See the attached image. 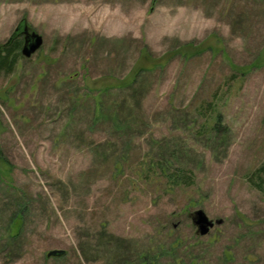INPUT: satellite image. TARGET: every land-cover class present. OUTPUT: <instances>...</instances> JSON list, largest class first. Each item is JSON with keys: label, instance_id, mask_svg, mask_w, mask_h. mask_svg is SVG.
<instances>
[{"label": "rangeland", "instance_id": "obj_1", "mask_svg": "<svg viewBox=\"0 0 264 264\" xmlns=\"http://www.w3.org/2000/svg\"><path fill=\"white\" fill-rule=\"evenodd\" d=\"M22 22L44 44L0 73V264H264V0H0V47Z\"/></svg>", "mask_w": 264, "mask_h": 264}, {"label": "trees", "instance_id": "obj_2", "mask_svg": "<svg viewBox=\"0 0 264 264\" xmlns=\"http://www.w3.org/2000/svg\"><path fill=\"white\" fill-rule=\"evenodd\" d=\"M22 47H23V39L22 37H18L7 47H2L0 49V73L3 71L11 72L13 70V67L16 64L17 59L22 56V53H21ZM103 94L104 93L100 91L98 94V97H100L99 95H102L100 98L102 99ZM105 95H107V92L104 94V96ZM105 108H106L105 103L103 102L102 104L101 102V107H98V111L95 109V113L96 114L98 113L99 118L102 115L103 116L108 115V109L105 110ZM105 111H107V114ZM211 111L214 112V108L212 107V105L209 107V112ZM218 126H219V123L217 121L216 127L208 130L207 134H211V135L214 134L215 133L214 130L215 131L219 130ZM164 168L166 169L169 168L167 169L168 173L165 176L167 178V184L169 185L170 188L185 189V188H190L195 184V177H194V174H192L193 173L192 171L190 172L189 170L184 169V168H173L172 169V167L167 166V163H163V164L161 163L159 169H161L164 172L165 170ZM249 183L251 184L253 188H255L256 190H258L264 195V163L253 173V175L250 177ZM18 207H19L18 209L19 211L16 212L14 219L18 218L19 216L22 217L24 215L25 210L27 209V205H25V203L18 205ZM115 264H117V262H115Z\"/></svg>", "mask_w": 264, "mask_h": 264}, {"label": "water", "instance_id": "obj_3", "mask_svg": "<svg viewBox=\"0 0 264 264\" xmlns=\"http://www.w3.org/2000/svg\"><path fill=\"white\" fill-rule=\"evenodd\" d=\"M18 37L23 39L21 53L26 59L32 58L43 47V37L35 31H31L25 22L19 24L10 40L2 47H7ZM192 216L193 224L197 228V234L200 236H207L216 225H221V221L215 222L211 220L203 210L196 211ZM63 254L64 251H52L49 256H63Z\"/></svg>", "mask_w": 264, "mask_h": 264}]
</instances>
